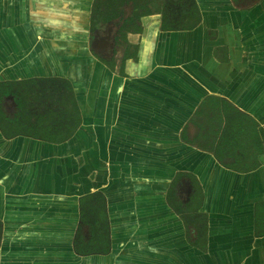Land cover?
<instances>
[{
  "label": "crops",
  "instance_id": "1",
  "mask_svg": "<svg viewBox=\"0 0 264 264\" xmlns=\"http://www.w3.org/2000/svg\"><path fill=\"white\" fill-rule=\"evenodd\" d=\"M38 1L0 0L2 81L71 78L83 122L62 143L6 138L0 129V264H191L193 257L196 264H264V235L255 234V205L264 201L259 2L241 8L234 0H196L201 21L191 29L165 31L160 13L144 16L141 37L130 35L138 56L120 73L91 48L98 63L85 70L74 59L81 37L75 21H86L90 30L94 0L75 2L70 12ZM68 32L75 41L61 45L59 36ZM209 95L257 121L248 127L246 147L253 157L255 139L261 140L255 170H231L189 142L197 132L192 117ZM177 172L195 174L202 186L207 251L190 243L168 202ZM97 190L107 199L112 245L108 254L84 257L73 248L80 198Z\"/></svg>",
  "mask_w": 264,
  "mask_h": 264
},
{
  "label": "trees",
  "instance_id": "2",
  "mask_svg": "<svg viewBox=\"0 0 264 264\" xmlns=\"http://www.w3.org/2000/svg\"><path fill=\"white\" fill-rule=\"evenodd\" d=\"M129 1L134 2V6L124 21L121 34L125 30L128 31L130 26L140 29L138 24L140 18L154 11L163 13L162 29L165 31L191 29L201 21L199 16L186 25L170 23L165 0H163L165 1L163 7L159 9L151 7L154 0H117L120 5ZM234 2L241 8L251 7L259 2L264 9V0H234ZM189 4L196 5V0H192ZM43 80H47L46 85L51 86L43 87ZM23 83L25 85L22 87H14L11 80L0 81V129L3 135L6 138L26 135L52 143H62L72 138L80 128L83 119L71 81L54 76L26 78L23 79ZM7 94H13L16 100L17 110L13 115L6 114L3 109V97ZM204 117H206L205 120ZM192 122L197 128L195 136L189 139L193 145L212 152L218 161L225 163L224 166L231 170L248 172L257 168L259 165L256 161L257 155L262 151L257 148V144L261 145V140L255 139L254 156L250 157L246 150L248 127L251 122L258 124L248 114L221 96L209 95L198 106ZM252 158L255 163L247 165V160ZM185 174L195 182V189L189 202L183 203L177 197L174 187ZM202 198L203 189L196 175L190 172H177L169 193L170 204L183 220L190 243L207 251L208 213L201 211ZM255 234L256 236L264 235V201L257 202L255 205ZM2 239L3 221L0 219V245ZM73 248L77 254L83 256L108 254L111 250L107 200L100 190L80 198V221L74 236Z\"/></svg>",
  "mask_w": 264,
  "mask_h": 264
},
{
  "label": "flooded vegetation",
  "instance_id": "3",
  "mask_svg": "<svg viewBox=\"0 0 264 264\" xmlns=\"http://www.w3.org/2000/svg\"><path fill=\"white\" fill-rule=\"evenodd\" d=\"M167 3V10L170 16L169 21L170 23H178L180 25L189 24L190 21L196 20L199 16L201 17L200 9L198 5L192 6L189 4L192 0H165ZM163 0H154L153 5H151L154 9H159L163 7ZM117 0H94L93 8L90 16V48L93 54L100 59L104 64L114 70H118L120 73L125 72L127 60L129 58H137V54L139 51V43L137 41H133L130 38V35H138L139 38L142 35L144 29V22L143 17L140 18L139 25L140 29H136L134 26H130L128 31L125 30L123 34H121L124 28V21L131 13L132 8L134 6V2H125L124 4L120 5ZM112 4V5H111ZM197 4V3H196ZM154 13H160L161 15V27L163 21V13L159 11H154ZM117 14L115 17L110 15ZM153 14V13H152ZM151 15V14H149ZM146 15V16H149ZM112 17V18H111ZM196 18V19H195ZM194 19V20H193ZM114 34L115 43L113 47L108 50H105L104 47H98L100 44V38L103 36H107L109 32V26H111ZM96 47L99 48V52L97 51ZM105 50V51H104ZM11 83L14 87H22L25 84L23 83V79L21 80H11ZM8 85V84H7ZM11 85V86H12ZM12 86V87H13ZM3 109L6 114L13 115L17 110L16 100L13 94H7L3 97ZM201 146V144H200ZM225 165V163H222ZM195 180V179H194ZM194 181L190 178L185 176L181 177L177 182V187L175 185L174 190L179 198V200L183 203L189 202L190 196L194 191ZM173 181L169 190L167 191V198L169 200V193L172 189ZM92 193V192H91ZM107 200V199H106ZM171 205V204H170ZM107 212L109 217V224H110V238H111V245H112V236H111V223H110V216L107 204Z\"/></svg>",
  "mask_w": 264,
  "mask_h": 264
},
{
  "label": "water",
  "instance_id": "4",
  "mask_svg": "<svg viewBox=\"0 0 264 264\" xmlns=\"http://www.w3.org/2000/svg\"><path fill=\"white\" fill-rule=\"evenodd\" d=\"M36 2L39 3L38 0H36ZM75 2H79L80 7L82 6V0H46L45 1L47 7L51 6V5H54V6L57 5V7L59 8L58 10H65L66 12L72 11V9L75 7ZM65 3H67V5H66L67 9L63 8V5ZM81 11H82V9L80 8L79 12L81 13ZM80 13L78 15H80ZM65 18L68 19V17H65ZM49 19H50V17H47V19H46L48 24H49ZM66 19H64V24H66V21H67ZM75 25L79 28V32L81 33V37L79 36V39L77 40L78 46L80 47V49H79V54L80 55H78L77 57L75 55L74 59L75 60L78 59L77 63L79 65H81V67H85V70H86V68L92 66V64L94 62L98 63V60L95 59V57L93 56V54L91 53V50H90V46H89V35H90L89 24H87L86 21H81L80 20L78 22L75 21ZM49 26L52 27V25H50V24H49ZM64 28H65V26H64ZM81 29H83V34H82ZM108 30H109V32H108L107 36H103L102 38H100V41H98V43L100 44V46H98V47H104L105 50H108L109 48L111 49L113 47L114 43H115L114 34L112 33V31H113L112 23H111V26H109ZM74 36L75 35H72V33L70 34L69 32L66 33L65 35H63V33H62V35L59 36V40L58 41L61 42V45H64L66 43H69L68 45H70L71 42L75 41L74 40ZM98 47H96L97 51L99 50ZM58 57H60V56H57V55L53 54L52 59L54 58L53 60H56ZM66 59L67 60L72 59V55H69L68 58H66ZM85 73L87 74V72H84V74ZM59 77H64V75L63 76H59ZM64 78H67V76L64 77ZM67 79H69L71 81V83L74 84L73 80L71 78H67ZM2 80H3V78L1 77V73H0V81H2ZM201 153L203 154L202 151H201ZM205 155H206V153H205ZM209 158L212 161L211 165H214L215 168L217 166H219V162L213 157V155L209 154ZM202 179H203V176H202ZM201 211H205L203 209V206L201 208ZM2 249H3V243L1 242L0 250H2ZM74 253H75V251H74ZM84 257H87V255H85ZM195 261H197V260H196L195 257H193L191 264H196Z\"/></svg>",
  "mask_w": 264,
  "mask_h": 264
},
{
  "label": "rangeland",
  "instance_id": "5",
  "mask_svg": "<svg viewBox=\"0 0 264 264\" xmlns=\"http://www.w3.org/2000/svg\"><path fill=\"white\" fill-rule=\"evenodd\" d=\"M46 77H54V76H46ZM43 82H44L43 87L47 88V87L51 86V85H46V83L48 82L47 80H43ZM2 264H4V262H2Z\"/></svg>",
  "mask_w": 264,
  "mask_h": 264
}]
</instances>
